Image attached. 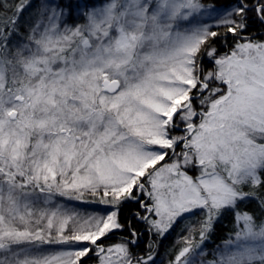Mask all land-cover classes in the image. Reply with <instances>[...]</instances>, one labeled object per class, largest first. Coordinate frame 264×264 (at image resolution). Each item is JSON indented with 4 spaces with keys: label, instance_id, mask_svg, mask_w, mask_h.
<instances>
[{
    "label": "snow or ice",
    "instance_id": "obj_1",
    "mask_svg": "<svg viewBox=\"0 0 264 264\" xmlns=\"http://www.w3.org/2000/svg\"><path fill=\"white\" fill-rule=\"evenodd\" d=\"M250 13L264 25V0H0V264H157L185 220L167 264H264V40ZM218 40L232 44L221 54ZM125 204L138 208L121 223Z\"/></svg>",
    "mask_w": 264,
    "mask_h": 264
},
{
    "label": "trees",
    "instance_id": "obj_2",
    "mask_svg": "<svg viewBox=\"0 0 264 264\" xmlns=\"http://www.w3.org/2000/svg\"><path fill=\"white\" fill-rule=\"evenodd\" d=\"M212 3L218 9H225L231 5H234L237 0H211ZM249 28L248 33L257 40H264V25L260 24L252 17V14H249ZM219 31L223 32L221 28ZM232 41L229 40L227 44L223 43L222 41H217L213 46L218 49V51L222 54L229 49L231 46ZM204 66L205 68L209 67L207 58H204ZM244 207V206H242ZM249 207H254V205H249ZM138 205L135 204H125L121 207L120 211V221L121 223H126L128 219L132 218V211L137 209ZM142 211V210H141ZM194 221L185 220L177 224L173 231H171L166 238H164L159 245L157 246V257H165V261L168 262V259L173 254L175 247L179 246V239L181 235L185 234L182 232V228L185 224L191 223ZM133 224L140 228L141 232L143 233L139 238L138 247L134 248L133 251L135 252H142L145 248L146 244L149 241V236L146 232H143V228L141 225L133 220ZM234 228V223L232 216L226 215L223 217L216 225L212 234V239L209 243H207L205 247V251L211 252L213 249L216 248L217 245L222 244L224 240H226L229 234L232 232ZM129 235L128 229L125 228L123 231H115L114 233L110 234L107 239L103 240L105 245H111L120 242L122 239L127 238ZM210 257V256H209ZM85 264H96V260L94 257H90L86 260Z\"/></svg>",
    "mask_w": 264,
    "mask_h": 264
},
{
    "label": "rangeland",
    "instance_id": "obj_3",
    "mask_svg": "<svg viewBox=\"0 0 264 264\" xmlns=\"http://www.w3.org/2000/svg\"><path fill=\"white\" fill-rule=\"evenodd\" d=\"M205 19L211 25H215V23H216L215 19H209L207 17H205ZM213 30H216V29L214 28ZM58 202L63 203L64 202L63 198H60V200ZM67 206L69 208L74 209L75 211L81 213L82 215L93 214V213L103 214L102 210H105L108 208V206H106V205H100V204H96V203H83L80 201H72ZM205 252H207V251H205ZM207 258L210 259L211 257H207ZM156 259H157V264H167V262L165 261V257L158 258L156 256Z\"/></svg>",
    "mask_w": 264,
    "mask_h": 264
}]
</instances>
